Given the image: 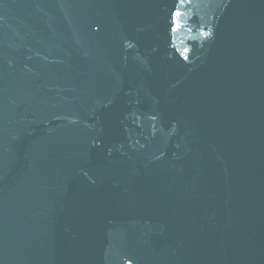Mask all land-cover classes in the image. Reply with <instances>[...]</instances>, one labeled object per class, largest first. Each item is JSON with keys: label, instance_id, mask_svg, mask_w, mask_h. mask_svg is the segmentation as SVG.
Returning a JSON list of instances; mask_svg holds the SVG:
<instances>
[{"label": "water", "instance_id": "obj_1", "mask_svg": "<svg viewBox=\"0 0 264 264\" xmlns=\"http://www.w3.org/2000/svg\"><path fill=\"white\" fill-rule=\"evenodd\" d=\"M0 264H264V0H0Z\"/></svg>", "mask_w": 264, "mask_h": 264}]
</instances>
